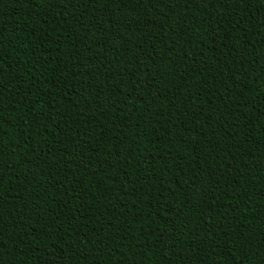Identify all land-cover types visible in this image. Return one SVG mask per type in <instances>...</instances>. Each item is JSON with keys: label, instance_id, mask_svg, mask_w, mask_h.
Listing matches in <instances>:
<instances>
[{"label": "trees", "instance_id": "1", "mask_svg": "<svg viewBox=\"0 0 264 264\" xmlns=\"http://www.w3.org/2000/svg\"><path fill=\"white\" fill-rule=\"evenodd\" d=\"M0 264H264V0H0Z\"/></svg>", "mask_w": 264, "mask_h": 264}]
</instances>
